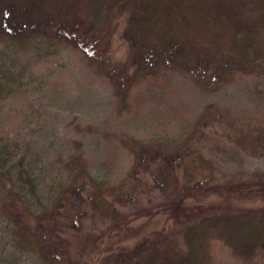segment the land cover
<instances>
[{"label":"trees","instance_id":"trees-1","mask_svg":"<svg viewBox=\"0 0 264 264\" xmlns=\"http://www.w3.org/2000/svg\"><path fill=\"white\" fill-rule=\"evenodd\" d=\"M119 31L130 47L116 69L128 75L126 104L143 99L136 89L146 78L211 75L224 84L264 71V0H0V44L17 55L21 48L34 52L67 39L102 53ZM11 71L13 66L0 68V97L18 81ZM200 133L174 151L150 149L115 185L61 186L42 209L34 207L35 194L26 188L35 189L33 178L22 173L14 178L15 187L4 181L0 209L15 220L24 242L43 249L49 264H218L214 242L243 264H264V207L242 202H264V181L218 182L219 162L205 151L208 137ZM223 135L240 153L264 150V117L230 119ZM6 151L2 146L1 174ZM172 193L176 200L166 211L176 234L155 231L134 247L105 246L90 259L74 260L73 251L84 245L77 235L80 214L105 222L121 207L136 215L146 197ZM212 196L221 202H203ZM71 235L75 242L67 241Z\"/></svg>","mask_w":264,"mask_h":264},{"label":"rangeland","instance_id":"rangeland-1","mask_svg":"<svg viewBox=\"0 0 264 264\" xmlns=\"http://www.w3.org/2000/svg\"><path fill=\"white\" fill-rule=\"evenodd\" d=\"M81 43L67 39L34 52L21 48L20 55L0 44V68L13 66L11 72L19 75L12 91L0 97V150L7 148L0 192L4 181L15 187L14 178L31 176L35 189L26 188L35 194L34 207L42 209L61 186L115 185L150 149L174 151L200 132L208 137L205 151L219 162L218 182L264 181V150L240 153L223 135L230 119L264 117V71L224 84L211 75L175 73L162 82L146 78L136 89L143 99L126 104L128 75H118L116 69L130 47L121 32L114 33L102 53ZM177 193L146 197L136 215L120 207L105 222L80 214L77 235L84 245L79 254L73 251L74 260L90 259L105 246L134 247L155 231L176 234L166 209ZM206 200L219 204L222 199ZM242 202L243 207H264L255 198ZM24 240L15 220L0 209V264H49L38 244ZM67 241L75 242L72 235ZM53 244L59 247L55 240ZM213 249L218 264H243L222 243L214 242Z\"/></svg>","mask_w":264,"mask_h":264}]
</instances>
